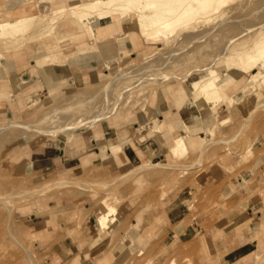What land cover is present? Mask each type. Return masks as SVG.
<instances>
[{
  "label": "rangeland",
  "instance_id": "rangeland-1",
  "mask_svg": "<svg viewBox=\"0 0 264 264\" xmlns=\"http://www.w3.org/2000/svg\"><path fill=\"white\" fill-rule=\"evenodd\" d=\"M75 1L78 0H0V19L33 15L0 32V51L4 56L15 51L23 57L28 52L36 62V56L49 52L46 43L52 37L45 35L44 30L54 16L55 29L66 33L57 41V49L64 52L61 62H47L44 69L34 72L36 78L31 77L32 72L26 75L31 80L22 91L30 109L0 121V264H13V258L40 264L41 255L33 245L19 236L13 237V214L24 205L57 195L84 199L89 203L88 209L95 208V217L106 202L118 208L117 223L100 234V241L107 247L81 264H96L99 255L125 244L120 241L121 234L131 221L125 223L121 217H138L154 203L163 210L175 208L179 216H184L177 217L178 230L173 237L155 238L153 230L147 229L132 241L134 252L124 264H170L171 259L172 264H217L206 237L207 231L217 224V217L192 216L199 212L200 204L213 199V191L202 184L207 161L230 160L236 152H251V132L264 128V70L249 80V73L257 70L258 63L248 67V53L236 54L248 48L252 52L251 46L264 40V0H223L195 21L161 29L155 35L149 34L147 25L131 18L127 25H114L111 31L116 33L99 38L92 37L84 22H76L70 16V4ZM19 2L28 5L29 12L13 15L9 7ZM59 5L65 6L54 12L53 8ZM76 10L85 11L78 7ZM118 44L128 47L120 49ZM87 49L98 50L99 56L83 65L93 60L88 57L91 52L85 57L78 55ZM70 55L82 59L70 62ZM241 58L246 60L247 68L240 64ZM210 65L229 72V102H220L226 106V119L219 121L217 107L213 108L216 119L197 155H191L187 145L184 153L169 154L174 158L146 159L108 173L94 171L64 177L42 175L27 167L25 159L33 145L72 142L104 124L118 128L139 126L146 128L142 132H153L154 123L169 115V107L181 116L187 103H196L201 113L207 112L210 108L188 97L177 104L176 93L182 86H189V78L202 70L198 68ZM35 86L39 87V94L34 91ZM194 116L201 128L199 114ZM220 122L232 130L223 131ZM185 126L190 128V124ZM160 127L165 129V121ZM165 136L168 142L172 140L169 134ZM116 144L114 153L122 149L121 143ZM256 237L248 264H264V227ZM139 248L143 250L140 252Z\"/></svg>",
  "mask_w": 264,
  "mask_h": 264
},
{
  "label": "crops",
  "instance_id": "crops-1",
  "mask_svg": "<svg viewBox=\"0 0 264 264\" xmlns=\"http://www.w3.org/2000/svg\"><path fill=\"white\" fill-rule=\"evenodd\" d=\"M9 8L16 15L28 13L30 7L20 3ZM55 40L51 38L46 43L50 51L36 56V62L28 52L23 57L15 51L8 56H0V121L13 116V113L24 114L30 109L22 91L23 85L31 80L26 75L38 73L39 67H45L47 62H61L63 52L61 48L57 49L60 44ZM124 47L128 46L119 48ZM87 54V50L78 53L81 57ZM78 55H70V62H76ZM23 74L25 78L21 77ZM17 77L20 80H15ZM33 85L37 84L33 81ZM35 90L39 94L38 86H35ZM218 106L216 113L219 121L226 119L225 104L219 103ZM169 108V115L158 119L159 125L165 121L164 130L142 132L145 127L140 130L139 126L118 128L104 124L97 130L90 129L72 142L59 140L33 145L25 159L27 167L42 175L60 174L64 177L94 171L108 173L146 159L174 158L169 156L171 141L166 140L165 134L171 138L184 134L188 152L197 155L203 147L207 131L199 127L200 122L194 116V105L185 104L182 107L185 113L181 116L177 110ZM166 109L164 107L163 111ZM185 124H190L191 129ZM220 125H223L225 132L232 130L227 123L220 122ZM250 138L251 152L244 155L236 152L230 160L207 161L202 170V184L213 191V199L200 204L199 212L192 217H217V224L206 235L209 239L207 246L217 264H248L257 243L256 233L264 227V128L258 132L253 130ZM110 142L121 143L122 149L112 152L108 146ZM82 201L84 199H67L66 196L57 195L16 209L13 214V237L19 236L28 245H33L41 255L40 264H81L90 260L107 245L99 239L101 231L97 226L95 208L88 209L89 203ZM177 217L184 216H179L175 208L163 210L158 203H154L153 207L143 209L138 217H121L123 222L131 221L135 225L133 228L130 224L126 226L120 241H128L126 232L130 230L134 238L144 235L147 229L153 230L155 238L173 237L178 230ZM13 264L28 263L13 258Z\"/></svg>",
  "mask_w": 264,
  "mask_h": 264
},
{
  "label": "bare ground",
  "instance_id": "bare-ground-1",
  "mask_svg": "<svg viewBox=\"0 0 264 264\" xmlns=\"http://www.w3.org/2000/svg\"><path fill=\"white\" fill-rule=\"evenodd\" d=\"M39 1L41 0H36V3ZM221 1L223 0H78L70 4V16L76 22H84L92 37L99 38L101 35L111 32L114 25H127L131 18H135L137 24L147 25V27L150 28L149 34L155 35L161 29H173L185 25L188 22L195 21L201 14L208 12L209 9L218 7ZM18 4H20V2ZM64 6L65 5L56 6L53 8V11H60ZM77 7L83 8L85 11H77ZM32 16L33 15H17L7 19H0V32L11 23L15 24L17 21L26 20ZM55 21L56 19L54 16L51 18L48 28L44 30V34H49L54 40L56 39L59 41L65 37L66 33L55 29V23L57 22ZM251 47L253 49L252 52H250L248 48L243 52L238 51L236 53L239 56L243 53H248V58L250 60V65H247L248 67H252L258 63V67H256L257 70H253L249 73V80L254 79L259 71L264 70V40L256 41ZM90 52L91 51H88V53ZM89 55L93 57L91 58L89 56L93 60L87 61L83 65H89V63L94 62V58H96L97 55L99 56V51H93ZM0 56H3L1 51ZM245 61V59L241 58L240 64L247 68ZM103 62L106 64L109 63L108 60ZM39 68L44 69V66ZM198 69L202 70L198 75L189 78V86H182V88L178 90L176 93V101L177 104H181L184 99L188 97L189 99H193L194 102L196 101L200 104H204L206 108H210L207 112L201 113L196 103H194V109L196 110L194 113H198L202 120L201 128L208 131L216 119V113L213 108H216V105L223 99L229 102L226 85L229 83L230 76L225 68L218 69L212 65ZM31 74V77H35L34 72ZM21 77H24V75ZM24 78L23 80H25ZM158 109L160 110L159 106ZM153 127L157 131L161 130L158 120L154 123ZM117 145L116 143L110 142L108 146L112 151L117 148ZM169 151L170 154H181L187 151V141L183 134H177L172 137L169 144ZM105 205L106 206L96 214L97 226L101 233L108 232L109 229L117 223L119 218L118 208L115 204L106 202ZM134 225V223H131V228H133ZM126 234L128 236V241L110 252L99 255L96 264H124L134 252L132 241L135 239L130 231L126 232ZM142 250L143 249H140L139 251L141 252ZM172 262L173 259H171L170 264H172ZM145 264H149V262L146 261Z\"/></svg>",
  "mask_w": 264,
  "mask_h": 264
}]
</instances>
